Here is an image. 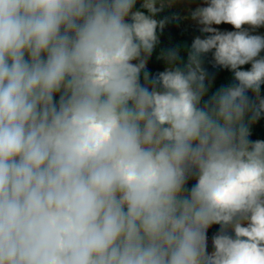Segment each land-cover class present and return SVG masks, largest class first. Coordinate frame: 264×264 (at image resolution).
<instances>
[{"label":"clouds","instance_id":"clouds-1","mask_svg":"<svg viewBox=\"0 0 264 264\" xmlns=\"http://www.w3.org/2000/svg\"><path fill=\"white\" fill-rule=\"evenodd\" d=\"M175 2L0 0V264H264V0H204L151 75Z\"/></svg>","mask_w":264,"mask_h":264},{"label":"trees","instance_id":"trees-1","mask_svg":"<svg viewBox=\"0 0 264 264\" xmlns=\"http://www.w3.org/2000/svg\"><path fill=\"white\" fill-rule=\"evenodd\" d=\"M142 0H137V4L134 7L135 10L144 11L147 14L145 9L141 8ZM159 6V5H158ZM164 17H169V22L166 24L163 32H159V44L156 46L155 50L152 53V56L149 58L147 63V71L151 75H155L157 72L163 71L165 68V61L158 59L160 53L164 50L170 48H179L180 56L183 62H187V51L190 49L191 43L194 37L187 29V25L181 15L176 12L172 7H165L162 12L156 14L154 18L163 19ZM172 17H178L179 19H171ZM204 67L209 73V79L211 84L208 88V92L205 94L201 106H203L204 101L208 100L222 85L226 86L230 83H234L233 74L222 68L213 67L212 54L208 53L203 57ZM251 64L242 66L241 70H249ZM141 82H143V76H141ZM208 81L206 80V84ZM249 96H252V93H248ZM261 97H264V86L261 87ZM250 140H264V115L251 127ZM196 183L195 177H192L186 184V188L190 189ZM220 226L212 225L208 233H218ZM208 252L211 253V249L208 248Z\"/></svg>","mask_w":264,"mask_h":264},{"label":"rangeland","instance_id":"rangeland-1","mask_svg":"<svg viewBox=\"0 0 264 264\" xmlns=\"http://www.w3.org/2000/svg\"><path fill=\"white\" fill-rule=\"evenodd\" d=\"M198 6H204V0H176V2L171 6L176 12H178L181 17L184 19L188 31L195 38L196 36H201L203 38L204 35L199 31L200 25H198L195 21L191 19V11L194 10ZM213 27L219 28L221 31H233L235 30L230 24H221V25H213ZM244 27H248L245 25ZM250 31H252L250 29ZM252 34L264 35V27H260L255 31H252ZM261 56H264V52H261ZM56 101L59 100V94L55 97ZM191 179V178H190ZM189 179V180H190ZM188 180V181H189Z\"/></svg>","mask_w":264,"mask_h":264},{"label":"built area","instance_id":"built-area-1","mask_svg":"<svg viewBox=\"0 0 264 264\" xmlns=\"http://www.w3.org/2000/svg\"><path fill=\"white\" fill-rule=\"evenodd\" d=\"M213 235H215V233H207V237H208V248L211 249V251H213V247H212V237Z\"/></svg>","mask_w":264,"mask_h":264}]
</instances>
